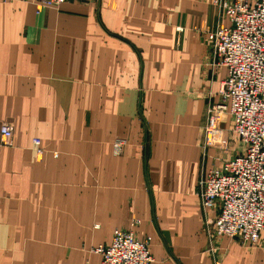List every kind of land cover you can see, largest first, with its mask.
<instances>
[{"label": "crops", "instance_id": "0c3cea01", "mask_svg": "<svg viewBox=\"0 0 264 264\" xmlns=\"http://www.w3.org/2000/svg\"><path fill=\"white\" fill-rule=\"evenodd\" d=\"M215 1L0 0V264H101L117 228L151 237L153 264H264V232L212 235L198 195L241 148L227 115L205 143L227 76L209 58L230 24Z\"/></svg>", "mask_w": 264, "mask_h": 264}, {"label": "built area", "instance_id": "2783aa9c", "mask_svg": "<svg viewBox=\"0 0 264 264\" xmlns=\"http://www.w3.org/2000/svg\"><path fill=\"white\" fill-rule=\"evenodd\" d=\"M39 7H58L70 0H33ZM229 25L208 32L214 66L227 70L221 102L208 109L205 143L221 138L220 118L229 114L233 134L244 149L214 166L202 181L198 195L205 213V228L217 237L227 236L255 245L264 232V0H216ZM125 139H116L114 153L123 152ZM1 143L13 145L10 123L1 125ZM33 146L41 156L39 138ZM58 156V152L54 153ZM140 219H133L137 226ZM213 238V237H212ZM151 237L141 240L133 229L117 228L108 245L93 249L101 264H153ZM211 264H222L217 257Z\"/></svg>", "mask_w": 264, "mask_h": 264}, {"label": "rangeland", "instance_id": "374dc122", "mask_svg": "<svg viewBox=\"0 0 264 264\" xmlns=\"http://www.w3.org/2000/svg\"><path fill=\"white\" fill-rule=\"evenodd\" d=\"M209 58L211 59V63H213V67H215L214 66V60H213V57H212V55H211V53H210V50H209ZM215 69H216V71L218 70V71H222L224 68L223 67H220V66H217V67H215ZM218 101L217 102H221L222 101V98H221V95H220V93H219V91H218ZM216 102V103H217ZM215 103H213L211 106H213ZM224 115H227L228 117H230L231 118V116L229 115V114H224ZM233 141V143L235 144V143H238V145H241V148H239L241 151H243V149H244V144H243V142H241L234 134H233V132L232 131H230V138H229V142H228V147H229V145H230V143ZM220 142V140L217 142V143H219ZM216 144V143H215ZM225 144H226V142H225ZM243 147V148H242ZM230 148V147H229ZM239 150V152L238 153H240L241 151ZM237 153V154H238Z\"/></svg>", "mask_w": 264, "mask_h": 264}]
</instances>
